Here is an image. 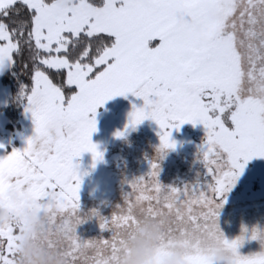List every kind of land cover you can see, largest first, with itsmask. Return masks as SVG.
Segmentation results:
<instances>
[{
    "label": "snow or ice",
    "instance_id": "snow-or-ice-1",
    "mask_svg": "<svg viewBox=\"0 0 264 264\" xmlns=\"http://www.w3.org/2000/svg\"><path fill=\"white\" fill-rule=\"evenodd\" d=\"M25 52L30 83H21V98L34 134L0 156V188L41 202L47 243L65 264H120L124 236L142 218L158 222L166 239H187L188 264H207L198 249L213 244L230 250L232 264H264V250L239 254L243 237L226 239L217 223L220 197L249 159L264 157V0H0V70ZM129 92L143 105H133L125 128L155 121L157 155L175 147L171 129L204 126L203 181L163 185L153 159L151 191L144 175L134 177L124 205L108 217L93 208L82 218L74 158L103 159L91 139L97 108ZM93 216L110 238L77 235ZM21 231L0 221V264H17ZM251 238L264 246L257 229Z\"/></svg>",
    "mask_w": 264,
    "mask_h": 264
},
{
    "label": "flooded vegetation",
    "instance_id": "flooded-vegetation-1",
    "mask_svg": "<svg viewBox=\"0 0 264 264\" xmlns=\"http://www.w3.org/2000/svg\"><path fill=\"white\" fill-rule=\"evenodd\" d=\"M142 130L143 129L134 130L133 132L125 133L126 135L124 134L123 136H120L115 142L116 150L114 152L110 151L111 154H114L116 160L113 165L117 164L113 171L117 187V193H115V196H108L102 202L101 208H96V203L95 201L93 202L90 194L84 193L79 195L81 217L88 213L91 208L97 210L103 209L101 215L107 217L110 216L113 211L117 210L115 208L116 205H124L123 192L128 185L126 181H130L134 177L144 175V184L151 191V185L149 183L151 178L147 176V173L150 171V161L153 159H156L159 164L158 179L163 185L175 186L176 184L174 181L176 177H183L186 180V177L188 178L190 176V181L180 182L178 184L179 187L185 184L196 185L203 181L206 172L203 160L201 159L204 142L196 148L198 159L201 161L198 162L197 160L188 165L182 152L177 153L175 148L165 149L160 155H157L158 146L155 145L156 140L151 134L152 132H145ZM136 138L142 140V147H130V144L135 143ZM262 159L264 160V157H262ZM248 161L245 166L251 168V165L255 164V161L252 159H249ZM245 166L243 171L246 168ZM88 172L90 177H95L96 170L94 166L93 170L91 169ZM240 176L242 178V176L247 175L246 173L240 172L235 184L229 189V191L220 197L224 202L218 209L217 223L219 230L223 233L226 239L232 240L236 237H243L237 251L241 255H250L264 250V246H262L260 239L251 238L253 228L257 229L259 234H264V176H262L260 180V183L262 184V187L260 188L261 191H258L259 194L256 192L255 195H253V198L249 201L240 199L235 195L236 192L243 191V183L247 181V178H242L244 180L243 182ZM90 177L86 178L87 181L90 180ZM129 189L131 191V188ZM133 199H135L134 196ZM231 199H234V201L231 202ZM144 203L147 206L148 202L145 201ZM152 203L155 204V201H152ZM92 218H94V216ZM97 224H99V222ZM79 225L80 224L76 226V233L78 234L81 233V227ZM98 226L100 228V225ZM101 231L104 230L102 229L100 232ZM132 231L137 235L135 228L130 232ZM134 237L135 236H132V238ZM124 246L126 247V243H124ZM158 252H168L177 255L178 257H187L193 254L192 246L187 239L181 236L166 239L165 234H163L153 244L147 247L142 264ZM198 254L201 256H215V249L212 245H206L203 248L198 249Z\"/></svg>",
    "mask_w": 264,
    "mask_h": 264
},
{
    "label": "rangeland",
    "instance_id": "rangeland-1",
    "mask_svg": "<svg viewBox=\"0 0 264 264\" xmlns=\"http://www.w3.org/2000/svg\"><path fill=\"white\" fill-rule=\"evenodd\" d=\"M12 64L7 65L3 70H0V145H4L3 149H0V156L6 154V151H11L12 148L23 149L26 144V138L34 134V125L30 112H26L25 108L20 118V128L11 130L8 128L10 120L8 119L4 109L7 107L8 100L10 98V87L2 83V76L4 72L11 67ZM105 101V105L101 106V112L97 108L96 119V131L92 133L91 139L98 147V150L103 153V159L93 162L92 154L90 152H83L79 157L74 158V163L77 164L78 173L81 176V186L79 189V195L91 192L101 193L105 189L111 190L112 183L110 181L111 174L109 169L114 168L117 164L110 156L111 152L116 149L115 142L118 140V136L115 133L119 130L124 134L133 132L134 130H140L145 132H152L154 139L156 140V146H159V126L155 121L151 119H145L135 127L129 125L125 128V125L129 120V113L132 111V107L135 104L137 107L143 105V98L134 96L131 92L125 95H118ZM125 134V135H126ZM175 141L176 152H182V155L189 163H194L198 159L196 148L205 142L206 132L204 126L200 123L193 125L191 122H186L180 125L179 129H171V137ZM180 149V150H179ZM255 161L250 167H246L242 173H246L247 181L243 180V191L236 192V196L245 201H249L253 198V195L258 191H261L262 184L260 183L261 177L264 176V160L260 156H254L251 158ZM249 162V161H248ZM246 164V163H245ZM93 166L96 170L95 177L89 176V170H93ZM188 174V171H187ZM240 175V174H239ZM90 180L87 181L86 178ZM264 179V177H263ZM189 182L190 176L186 180L185 178L176 177L174 183L176 187H179L180 182ZM264 183V181H263ZM106 197L96 198L98 203H102ZM36 200L30 199L26 194L21 193L14 186H4L0 188V208L9 210L10 212L23 215L26 210L38 211L40 205L35 203ZM231 202L234 199L230 200Z\"/></svg>",
    "mask_w": 264,
    "mask_h": 264
},
{
    "label": "clouds",
    "instance_id": "clouds-1",
    "mask_svg": "<svg viewBox=\"0 0 264 264\" xmlns=\"http://www.w3.org/2000/svg\"><path fill=\"white\" fill-rule=\"evenodd\" d=\"M35 203L41 205L40 201ZM0 221L18 225L21 238L17 245V264H65L57 248L49 246L47 238V214L35 210H26L23 215L0 208ZM137 235L124 236L126 247L120 254V264H142L147 247L164 234L160 224L151 218H142L134 226ZM215 249L216 264H232V254L220 244Z\"/></svg>",
    "mask_w": 264,
    "mask_h": 264
},
{
    "label": "trees",
    "instance_id": "trees-1",
    "mask_svg": "<svg viewBox=\"0 0 264 264\" xmlns=\"http://www.w3.org/2000/svg\"><path fill=\"white\" fill-rule=\"evenodd\" d=\"M27 59V53L25 52L22 56L17 57L16 59V64H12L11 67L9 69H7L3 76H2V83L4 85H7L10 87V92H11V96L8 100V104L7 107L4 109V111L6 112V115L8 117V119L10 120V123L8 124V128L11 130H15L17 127L20 128V118L22 116V112L25 108V103L23 102V99L21 98V83H30V77L28 75L24 74V68L22 67V65L25 63ZM156 144V143H155ZM116 145V144H115ZM142 147L143 143L142 140L139 138L135 139V143L134 144H130V147ZM110 156L112 157L113 161L115 160V156L114 154H110ZM109 173L112 175L110 178V181L112 183V188L111 190H107L105 189L104 191H101V193H94L91 192L90 196L92 197L93 202L95 201L96 203V208H101L102 203H98L95 199L96 198H100L101 197H111V196H115V193H117V187H116V178L113 174L114 168H111L108 170ZM128 187V185H127ZM125 191H130V187L127 188ZM123 192V193H124ZM111 200V199H109ZM108 201V200H107ZM92 209V208H91ZM101 210H98L99 213L101 214ZM109 215V214H108ZM85 216V215H84ZM82 216V218L84 217ZM104 216V215H103ZM107 217V216H105ZM95 216L94 218H88V219H83V222L80 223V229H81V233H77V235L84 240H88V239H92V238H99V239H104V238H110L111 237V233L107 230V229H103L99 228L97 224L99 221L95 220ZM107 230V231H106ZM133 232V231H132ZM129 232L128 237L132 238V236H136V234ZM125 243V241H124ZM123 243V246H124Z\"/></svg>",
    "mask_w": 264,
    "mask_h": 264
},
{
    "label": "water",
    "instance_id": "water-1",
    "mask_svg": "<svg viewBox=\"0 0 264 264\" xmlns=\"http://www.w3.org/2000/svg\"><path fill=\"white\" fill-rule=\"evenodd\" d=\"M190 257H178L168 252H158L144 264H188ZM202 257L207 261V264H216L215 256Z\"/></svg>",
    "mask_w": 264,
    "mask_h": 264
},
{
    "label": "crops",
    "instance_id": "crops-1",
    "mask_svg": "<svg viewBox=\"0 0 264 264\" xmlns=\"http://www.w3.org/2000/svg\"><path fill=\"white\" fill-rule=\"evenodd\" d=\"M71 2H72V0H65V3H66L68 6L71 5ZM110 100H111V101H108V102H112V101H115V102H116V101H118V100H115V99H113V100L110 99ZM103 105H105V103H104ZM103 105H102V106H103ZM98 108H99V109H98L99 112H101V106H99ZM95 117H96V116H95ZM96 119H97V117H96Z\"/></svg>",
    "mask_w": 264,
    "mask_h": 264
}]
</instances>
